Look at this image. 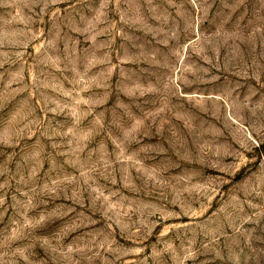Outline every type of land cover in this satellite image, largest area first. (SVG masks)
<instances>
[{"label":"rangeland","instance_id":"obj_1","mask_svg":"<svg viewBox=\"0 0 264 264\" xmlns=\"http://www.w3.org/2000/svg\"><path fill=\"white\" fill-rule=\"evenodd\" d=\"M0 264H264V0H0Z\"/></svg>","mask_w":264,"mask_h":264}]
</instances>
